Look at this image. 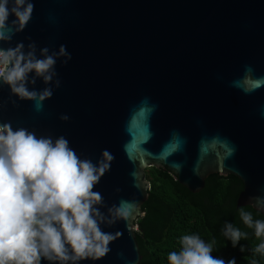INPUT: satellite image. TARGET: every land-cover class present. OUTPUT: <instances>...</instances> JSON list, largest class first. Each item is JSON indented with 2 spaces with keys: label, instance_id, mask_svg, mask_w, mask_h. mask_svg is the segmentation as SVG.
Segmentation results:
<instances>
[{
  "label": "water",
  "instance_id": "obj_1",
  "mask_svg": "<svg viewBox=\"0 0 264 264\" xmlns=\"http://www.w3.org/2000/svg\"><path fill=\"white\" fill-rule=\"evenodd\" d=\"M32 2L25 29L0 46L34 43L39 57L64 45L71 59L58 58L51 84L29 85L52 88L39 107L0 84V123L63 136L94 164L104 150L114 157L93 190L106 217L121 207L122 219L100 225L121 235L105 257L79 264H140L134 221L145 215L148 168L193 194L209 175L234 176L236 207L264 215L253 206L264 197V0Z\"/></svg>",
  "mask_w": 264,
  "mask_h": 264
},
{
  "label": "clouds",
  "instance_id": "obj_2",
  "mask_svg": "<svg viewBox=\"0 0 264 264\" xmlns=\"http://www.w3.org/2000/svg\"><path fill=\"white\" fill-rule=\"evenodd\" d=\"M33 10L32 0H0V44L10 43L25 29ZM10 17H14L11 22ZM60 57H64V64L71 59L64 45L52 53L43 48L39 57L34 43L28 44L27 51L23 42L7 49L0 46V84L19 100L36 101L39 107L52 95V88L36 91L29 85L34 86L37 79L51 84ZM30 74H34L31 79ZM55 86H60L58 79ZM113 159L104 150L94 164L81 159L63 136L55 140L51 136L38 137L26 128L14 130L10 122L0 123V264H41L42 259L51 264H79L105 257L110 243L121 234L106 233L100 225L122 219V209L113 206L106 217L98 208L103 197L93 189ZM253 206L264 210V197L255 198ZM113 209L116 219L112 218ZM240 218L247 228L254 229L258 240L264 237V221L254 220L243 207ZM247 235L225 223L223 236L234 248ZM214 243H206L198 235H184L181 249L168 254L169 264H226L212 255ZM252 252L264 257V241ZM227 264H236L235 258ZM251 264L257 261L253 259Z\"/></svg>",
  "mask_w": 264,
  "mask_h": 264
},
{
  "label": "trees",
  "instance_id": "obj_3",
  "mask_svg": "<svg viewBox=\"0 0 264 264\" xmlns=\"http://www.w3.org/2000/svg\"><path fill=\"white\" fill-rule=\"evenodd\" d=\"M150 183L149 197L141 206L145 213L134 221L136 241L141 256L140 264H169L168 254L181 249L180 240L184 235H198L213 245L212 255L227 261L235 258L236 264H264V257L254 255L252 249L264 237L257 239L254 229L247 228L236 207L238 195L243 190L242 182L234 176L209 175L204 188L190 193L182 187L168 170L145 169ZM254 220L264 221V215L252 207H243ZM225 223L246 232L247 239L238 242L234 248L223 236ZM245 251L241 252L240 249Z\"/></svg>",
  "mask_w": 264,
  "mask_h": 264
}]
</instances>
